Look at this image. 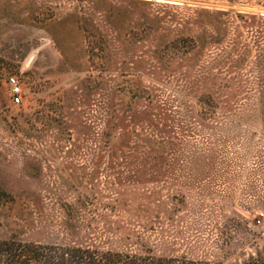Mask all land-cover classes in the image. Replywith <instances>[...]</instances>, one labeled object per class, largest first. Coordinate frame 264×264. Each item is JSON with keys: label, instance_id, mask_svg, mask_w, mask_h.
Wrapping results in <instances>:
<instances>
[{"label": "rangeland", "instance_id": "1", "mask_svg": "<svg viewBox=\"0 0 264 264\" xmlns=\"http://www.w3.org/2000/svg\"><path fill=\"white\" fill-rule=\"evenodd\" d=\"M136 232L264 264V0H0V250Z\"/></svg>", "mask_w": 264, "mask_h": 264}, {"label": "trees", "instance_id": "2", "mask_svg": "<svg viewBox=\"0 0 264 264\" xmlns=\"http://www.w3.org/2000/svg\"><path fill=\"white\" fill-rule=\"evenodd\" d=\"M155 138L149 139L150 146H156ZM109 228V227H108ZM149 229V228H148ZM146 233H155L150 226ZM133 242L123 248H110V239H89L83 243H70L46 248L41 253L37 248L18 245L12 255L10 244L4 243L6 250H0L7 258L6 264H206L205 262L190 260L184 256L176 257L160 254L156 247L146 245L141 232H136ZM129 238H126L128 241ZM5 258V259H6Z\"/></svg>", "mask_w": 264, "mask_h": 264}, {"label": "built area", "instance_id": "3", "mask_svg": "<svg viewBox=\"0 0 264 264\" xmlns=\"http://www.w3.org/2000/svg\"><path fill=\"white\" fill-rule=\"evenodd\" d=\"M8 93L13 104H19L21 101V89L15 80H11L8 84Z\"/></svg>", "mask_w": 264, "mask_h": 264}, {"label": "water", "instance_id": "4", "mask_svg": "<svg viewBox=\"0 0 264 264\" xmlns=\"http://www.w3.org/2000/svg\"><path fill=\"white\" fill-rule=\"evenodd\" d=\"M241 11H255L256 9L247 7V6H239L238 7Z\"/></svg>", "mask_w": 264, "mask_h": 264}]
</instances>
